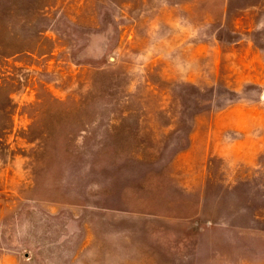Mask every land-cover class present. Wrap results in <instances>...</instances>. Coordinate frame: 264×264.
Listing matches in <instances>:
<instances>
[{"label":"rangeland","instance_id":"obj_1","mask_svg":"<svg viewBox=\"0 0 264 264\" xmlns=\"http://www.w3.org/2000/svg\"><path fill=\"white\" fill-rule=\"evenodd\" d=\"M0 264H264V0H0Z\"/></svg>","mask_w":264,"mask_h":264}]
</instances>
